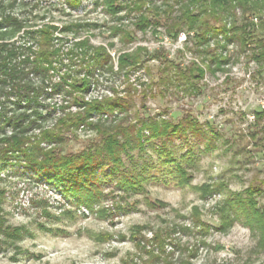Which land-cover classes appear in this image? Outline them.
I'll return each instance as SVG.
<instances>
[{
  "label": "rangeland",
  "instance_id": "obj_1",
  "mask_svg": "<svg viewBox=\"0 0 264 264\" xmlns=\"http://www.w3.org/2000/svg\"><path fill=\"white\" fill-rule=\"evenodd\" d=\"M187 1L0 0V44L6 45L0 147L15 134L26 139L0 161L3 229L25 230L16 240L0 231V264H264V228H253L238 204L241 199L249 206L252 190L251 199L264 210V132L258 134L264 118L254 116L264 109V73L238 41L228 43L223 34L210 37L206 51L196 50L193 30L182 27L170 35ZM231 1L229 27L246 16L249 5L264 8V0H249L245 7ZM192 8L200 9L199 3ZM248 11L258 25L259 9ZM138 48L143 51L137 65L123 66L122 57ZM216 55L231 60L225 71H206L198 96L161 78V56L205 67ZM82 80L88 81L86 90L73 86ZM105 99L118 100L127 111L93 110L86 122L70 120L86 103ZM186 111L220 133L213 148L191 137L169 143L171 156L150 146L137 149L134 161L125 157V163L142 174V186L125 192L115 181L105 182L101 201L91 206L28 164L36 145L64 153L86 149L99 137L98 124L125 117L139 123L137 115L160 121ZM47 131L62 141H49ZM178 163L187 176L183 183Z\"/></svg>",
  "mask_w": 264,
  "mask_h": 264
},
{
  "label": "trees",
  "instance_id": "obj_2",
  "mask_svg": "<svg viewBox=\"0 0 264 264\" xmlns=\"http://www.w3.org/2000/svg\"><path fill=\"white\" fill-rule=\"evenodd\" d=\"M238 2H240L242 7H245L249 5L250 1L238 0ZM198 3L200 9L195 10L192 8L194 4ZM181 7L183 10L182 14L174 20L175 22L172 21V25L169 27L170 35L176 36L182 27L193 30L195 32V39L197 40L196 50L206 51L207 49L204 46H207L208 39L212 36L218 37V35L223 34L228 43L238 41L240 45L239 50L247 54L250 60L257 63L259 67L258 73H264V8L262 5L259 6L256 2L251 6L249 5L248 9L246 8L244 12L246 16L240 22L235 18L230 27L225 20L228 14H230L231 9H234L231 0H188ZM256 9H259V11H255V13H258L260 16L258 25L253 23L249 18L251 11H248ZM46 39L48 40V36H46ZM5 46L4 44H0V60L2 59V51ZM139 51L143 50L138 48L136 53L124 55L122 57L123 66L128 63L136 66L139 62ZM99 52L101 54L102 51L99 50ZM148 56V58H154L156 54L153 53ZM160 58L165 60L164 68H162L163 75L161 76L164 83L173 84L176 88L182 87L184 93L194 96L202 93L201 81L208 69L214 72L217 70L225 71V66L231 60L230 56L216 55L210 59L205 67H202L196 62L182 66L175 61L163 58V56ZM1 66L2 62H0V68ZM87 85V80H82L81 84L77 81L73 84L75 88L81 86L80 90H86ZM75 101L81 102V98L76 97ZM115 108L127 111V108L119 105L116 99L92 101L86 103L83 112L78 113L70 120L73 123L80 124L87 121L88 116L93 110L106 109L113 111ZM254 116L256 121L264 118V109L255 111ZM137 117L139 123H130L127 121V117H125L113 125H96L99 131L98 139L81 151L64 153L61 150H57V148L43 150L39 145H36L33 151L27 155L28 164L37 169L40 175L47 180L62 185L64 192L74 196L79 202L91 206L95 202L101 201L104 195L103 186L105 182L115 181L116 185L120 189L125 190V192L135 191L136 186H142V174L134 170V165L131 168L125 163V157L134 161L133 152L135 150L144 151L147 146H150L158 149L161 154L171 156L168 150L169 143L175 139L188 141L191 137L205 139L206 148L210 150L214 146L213 138L220 135L210 123H207V129L203 128L198 119L189 111L183 113L181 117H169L160 121L151 116L141 117L137 115ZM6 122H10V119ZM20 129L23 130L22 126ZM145 130L150 132L149 136L145 135ZM263 132L264 130L259 131L258 134ZM45 137L49 141H62L55 132L51 131H47ZM9 138H13L14 141L7 138L9 143L4 147H0V161L5 159L9 150L23 147L26 140L18 134ZM157 141L158 143H156ZM191 153V150L188 151L184 157L190 160L193 157ZM178 164V170L181 173V177H183V181L181 179V182L183 183L187 176H185L183 166L180 163ZM249 193L251 194L248 200L250 205L245 206L242 202L243 200L239 199V210L244 212L248 223L253 228L263 229L264 210L257 206L254 199H251L255 195L252 193V190H249ZM230 202V208L234 210L233 201ZM228 211H230L229 208ZM230 220L232 218L227 214L224 222L228 224ZM3 226L4 220L0 215V231L3 230L4 232H2L12 240L24 236L25 230L21 228L7 231L3 229Z\"/></svg>",
  "mask_w": 264,
  "mask_h": 264
},
{
  "label": "built area",
  "instance_id": "obj_3",
  "mask_svg": "<svg viewBox=\"0 0 264 264\" xmlns=\"http://www.w3.org/2000/svg\"><path fill=\"white\" fill-rule=\"evenodd\" d=\"M261 106L264 108V100H261Z\"/></svg>",
  "mask_w": 264,
  "mask_h": 264
}]
</instances>
